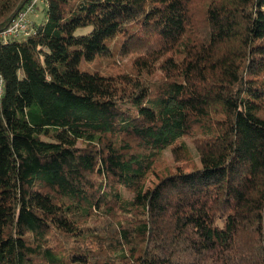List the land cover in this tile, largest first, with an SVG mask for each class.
<instances>
[{"label": "trees", "instance_id": "trees-1", "mask_svg": "<svg viewBox=\"0 0 264 264\" xmlns=\"http://www.w3.org/2000/svg\"><path fill=\"white\" fill-rule=\"evenodd\" d=\"M39 5L0 44V264H264V0Z\"/></svg>", "mask_w": 264, "mask_h": 264}, {"label": "built area", "instance_id": "built-area-1", "mask_svg": "<svg viewBox=\"0 0 264 264\" xmlns=\"http://www.w3.org/2000/svg\"><path fill=\"white\" fill-rule=\"evenodd\" d=\"M38 3H43V0H31L7 26L0 30V44L11 42L15 39H21L31 32V17L35 14V9ZM3 94V79L0 75V95Z\"/></svg>", "mask_w": 264, "mask_h": 264}, {"label": "rangeland", "instance_id": "rangeland-1", "mask_svg": "<svg viewBox=\"0 0 264 264\" xmlns=\"http://www.w3.org/2000/svg\"><path fill=\"white\" fill-rule=\"evenodd\" d=\"M198 7H199V3L194 6V8H198ZM39 8H41V5H39L38 8L35 9V14L33 15V18L38 17V20H41L44 15H42V13L39 11ZM132 56H134V55H128V56L122 57L119 54L115 53V55H113V57H112V60H115V62H116L115 64L118 67H120V69L122 68L123 70H127L129 68L130 60H131ZM108 67H111V66H108ZM107 68H104V69L106 70ZM184 141H185L187 149L189 151L188 152V158H186L185 160L180 162L179 166H187L188 168H194V167L199 166L198 156H197V153L195 151L194 145L192 144V138L188 137ZM172 159H173V157H172L170 151H168V150L165 151L162 154V157H161V159L157 165V169L162 171L163 169L173 168L174 162ZM150 179L153 180L154 178L151 177Z\"/></svg>", "mask_w": 264, "mask_h": 264}, {"label": "crops", "instance_id": "crops-1", "mask_svg": "<svg viewBox=\"0 0 264 264\" xmlns=\"http://www.w3.org/2000/svg\"><path fill=\"white\" fill-rule=\"evenodd\" d=\"M31 20H38V17H36V18H33V16L31 17Z\"/></svg>", "mask_w": 264, "mask_h": 264}]
</instances>
